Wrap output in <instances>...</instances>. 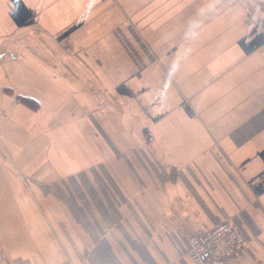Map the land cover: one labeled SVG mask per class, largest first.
Here are the masks:
<instances>
[{"label": "crops", "instance_id": "obj_1", "mask_svg": "<svg viewBox=\"0 0 264 264\" xmlns=\"http://www.w3.org/2000/svg\"><path fill=\"white\" fill-rule=\"evenodd\" d=\"M226 219L264 264V0H0V264H194Z\"/></svg>", "mask_w": 264, "mask_h": 264}, {"label": "built area", "instance_id": "obj_2", "mask_svg": "<svg viewBox=\"0 0 264 264\" xmlns=\"http://www.w3.org/2000/svg\"><path fill=\"white\" fill-rule=\"evenodd\" d=\"M188 245V256L194 264H223L246 250L247 241L235 223L226 219L190 234Z\"/></svg>", "mask_w": 264, "mask_h": 264}, {"label": "rangeland", "instance_id": "obj_3", "mask_svg": "<svg viewBox=\"0 0 264 264\" xmlns=\"http://www.w3.org/2000/svg\"><path fill=\"white\" fill-rule=\"evenodd\" d=\"M78 8V7H77ZM95 12V11H94ZM78 15H80V13H78ZM79 41V40H78ZM79 43V42H78ZM41 45V47L44 49V52H45V54H44V57L45 58H49V60L50 61H55V60H57V56H60V58H61V61H62V59H63V55H61V54H53L51 51H49V50H47V44L46 43H44V42H42V43H40ZM110 44H111V46L112 45H118V46H123V47H125V51L127 52V54L128 55H126V58L127 59H130V60H132V58H134V60H138V58L137 57H139L140 55H137V54H134L133 52H132V50H130V47L132 46V44H133V39H132V37H128V38H125L124 39V42L122 43V42H120L119 41V43H117V41H116V39L115 38H111L110 39ZM116 45V46H117ZM78 73L79 72H81L82 73V71H77Z\"/></svg>", "mask_w": 264, "mask_h": 264}]
</instances>
